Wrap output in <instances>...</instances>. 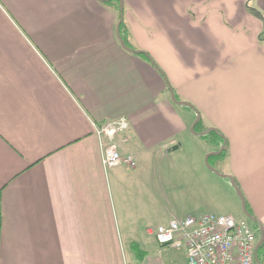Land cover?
<instances>
[{
    "label": "crops",
    "instance_id": "crops-1",
    "mask_svg": "<svg viewBox=\"0 0 264 264\" xmlns=\"http://www.w3.org/2000/svg\"><path fill=\"white\" fill-rule=\"evenodd\" d=\"M122 1L154 65L116 4L0 0V264H139L171 219L247 217L227 176L264 233V0Z\"/></svg>",
    "mask_w": 264,
    "mask_h": 264
},
{
    "label": "built area",
    "instance_id": "built-area-1",
    "mask_svg": "<svg viewBox=\"0 0 264 264\" xmlns=\"http://www.w3.org/2000/svg\"><path fill=\"white\" fill-rule=\"evenodd\" d=\"M129 122L124 117L95 126L106 168L127 164L136 165L134 157L122 155L117 135L125 133ZM161 246L186 248L188 264H256L257 235L246 221L231 215L206 213L171 219L154 229Z\"/></svg>",
    "mask_w": 264,
    "mask_h": 264
},
{
    "label": "rangeland",
    "instance_id": "rangeland-1",
    "mask_svg": "<svg viewBox=\"0 0 264 264\" xmlns=\"http://www.w3.org/2000/svg\"><path fill=\"white\" fill-rule=\"evenodd\" d=\"M194 132H196V130ZM233 192L237 200L236 205H238L236 210L239 209L243 212L244 209L242 200L240 199V196L237 194V192L234 191V189ZM230 208L231 207L229 206L228 209ZM233 216L237 219H240L239 221H241L243 218L244 220H246V222L252 225V223L247 219V217H244V215L241 216L242 218H238L236 214H234ZM253 227L255 230H257L256 225H253ZM146 243L147 245L142 247L145 251V254L142 256L139 255V264H151V262H155L156 264H188L187 253L184 247L173 249L169 246H161L155 241L154 237H150ZM138 252H141V250H139Z\"/></svg>",
    "mask_w": 264,
    "mask_h": 264
},
{
    "label": "water",
    "instance_id": "water-1",
    "mask_svg": "<svg viewBox=\"0 0 264 264\" xmlns=\"http://www.w3.org/2000/svg\"><path fill=\"white\" fill-rule=\"evenodd\" d=\"M101 1H105V0H101ZM118 1L120 2V12H121V14H120V20H119L118 25H117V36H118V38H119V40H120V42H121L122 47H123L124 49L129 50V51H131V52H134V53H136V54H145V55L149 58V60L152 61L151 58L149 57V55H148L147 53H145L144 51H141V50H135V49L129 47V46L125 43V41L123 40V38H122V36H121V34H120V25H121V22L123 21V18H124V3H123L122 0H118ZM170 91H171L172 99H173L174 102H177V103H179V104H183V105H186V106L192 107V104H190L189 102L179 101V100L176 98L175 93H174V91H173L172 88H170ZM199 119H200V116H198L197 120L195 121V123H194V125H193V127H192V130H194L195 125H196V123L199 121ZM213 130H215V129H213ZM209 131H210V130H207L206 132H204V134L208 133ZM215 131H216V130H215ZM224 149H225V146L222 147L220 150H218V151H216V152H212L211 154H209V155L206 156V162H207L208 166H209L212 170H214L216 173H218V174H220V173H219L217 170L213 169V168L210 166V164L208 163V158L210 157V155L221 154V153L223 152ZM224 176H227V175H224ZM227 177L230 178L233 187L235 188L237 194L240 196V198H241V200H242V205H243V209H244V212H245L246 216H247L251 221H253V222H257V223L259 224V226H260L261 237H260V240L258 241L257 246H256V250H255V260H256V263H257V264H262V263L260 262L259 258H258V252H259V249H260L262 243L264 242L263 226H262L261 222H260L257 218H255L253 215H251V213L247 210L244 196H243L241 190L239 189V187L237 186V183L235 182V180H234L231 176H227Z\"/></svg>",
    "mask_w": 264,
    "mask_h": 264
},
{
    "label": "trees",
    "instance_id": "trees-1",
    "mask_svg": "<svg viewBox=\"0 0 264 264\" xmlns=\"http://www.w3.org/2000/svg\"><path fill=\"white\" fill-rule=\"evenodd\" d=\"M104 3H109L111 6L116 4V8H117V10L119 12V19H120V14H121L120 13V2L118 0H105ZM120 34H121L123 40L125 41V43L128 46H130V44L128 42V39H127V27H126V23H125L124 19H123V21L121 22V25H120ZM136 55H138L140 57H143V58H148L145 54H136ZM150 62L153 64L152 61H150ZM253 225H256V224L253 223ZM259 234H260V231H259ZM258 258H259L260 262L262 264H264V242L262 243V245H261V247L259 249Z\"/></svg>",
    "mask_w": 264,
    "mask_h": 264
}]
</instances>
